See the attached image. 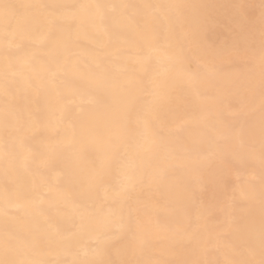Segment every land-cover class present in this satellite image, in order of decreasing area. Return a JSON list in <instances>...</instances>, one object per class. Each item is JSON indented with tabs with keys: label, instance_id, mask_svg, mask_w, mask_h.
Masks as SVG:
<instances>
[{
	"label": "bare ground",
	"instance_id": "bare-ground-1",
	"mask_svg": "<svg viewBox=\"0 0 264 264\" xmlns=\"http://www.w3.org/2000/svg\"><path fill=\"white\" fill-rule=\"evenodd\" d=\"M264 0H0V264H261Z\"/></svg>",
	"mask_w": 264,
	"mask_h": 264
},
{
	"label": "snow or ice",
	"instance_id": "snow-or-ice-1",
	"mask_svg": "<svg viewBox=\"0 0 264 264\" xmlns=\"http://www.w3.org/2000/svg\"><path fill=\"white\" fill-rule=\"evenodd\" d=\"M261 264H264V261H261Z\"/></svg>",
	"mask_w": 264,
	"mask_h": 264
}]
</instances>
